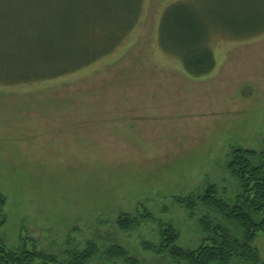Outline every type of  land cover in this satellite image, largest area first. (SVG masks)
<instances>
[{
    "label": "rangeland",
    "instance_id": "obj_1",
    "mask_svg": "<svg viewBox=\"0 0 264 264\" xmlns=\"http://www.w3.org/2000/svg\"><path fill=\"white\" fill-rule=\"evenodd\" d=\"M175 1L143 0L135 27L81 69L0 84L6 247L26 244L63 261L93 240L101 251L123 246L139 264H173L143 249L158 241V220L172 222L184 248L199 244L200 217L224 222L200 204L191 213L174 197L214 183L231 202L239 190L225 168L233 147H263L264 32H212L216 68L192 78L158 44L160 15ZM142 206L155 221L117 228L120 212L135 218ZM255 245L264 260L263 234Z\"/></svg>",
    "mask_w": 264,
    "mask_h": 264
},
{
    "label": "trees",
    "instance_id": "obj_2",
    "mask_svg": "<svg viewBox=\"0 0 264 264\" xmlns=\"http://www.w3.org/2000/svg\"><path fill=\"white\" fill-rule=\"evenodd\" d=\"M143 0H0V84L54 78L92 63L110 52L137 24ZM238 38L264 32V0H178L164 7L158 23V44L181 60L184 72L198 78L215 68L209 45L214 31ZM260 150L234 146L225 168L238 183L231 202L218 196L216 185L175 201L191 213L202 205L225 222L200 217L202 237L197 246L179 245L172 222L158 220V241L143 249L173 264H264L255 245L264 235V139ZM5 196L0 193V227L5 223ZM133 218L120 212L117 228L130 231L143 220L155 221L144 206ZM145 218V219H144ZM101 254V255H100ZM139 264L121 245L101 251L89 240L61 261L55 255L23 244L17 249L0 239V264Z\"/></svg>",
    "mask_w": 264,
    "mask_h": 264
},
{
    "label": "crops",
    "instance_id": "obj_3",
    "mask_svg": "<svg viewBox=\"0 0 264 264\" xmlns=\"http://www.w3.org/2000/svg\"><path fill=\"white\" fill-rule=\"evenodd\" d=\"M215 58V57H214ZM216 65V64H215ZM215 68H216V66H215ZM215 68L213 69V71L215 70Z\"/></svg>",
    "mask_w": 264,
    "mask_h": 264
}]
</instances>
